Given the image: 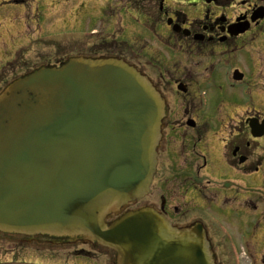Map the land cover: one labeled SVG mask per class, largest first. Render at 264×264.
Returning a JSON list of instances; mask_svg holds the SVG:
<instances>
[{
  "label": "flooded vegetation",
  "instance_id": "1",
  "mask_svg": "<svg viewBox=\"0 0 264 264\" xmlns=\"http://www.w3.org/2000/svg\"><path fill=\"white\" fill-rule=\"evenodd\" d=\"M107 1L101 27L109 37L121 33L108 53L137 68L162 105L156 172L142 206L174 226L201 227L213 264H264V91L253 84L264 78V0ZM73 244L37 245L64 254L43 255L50 264L116 263L96 242Z\"/></svg>",
  "mask_w": 264,
  "mask_h": 264
},
{
  "label": "water",
  "instance_id": "2",
  "mask_svg": "<svg viewBox=\"0 0 264 264\" xmlns=\"http://www.w3.org/2000/svg\"><path fill=\"white\" fill-rule=\"evenodd\" d=\"M162 106L119 59L73 57L0 93V232L82 236L116 264H210L199 227L152 209L121 211L155 172ZM86 241V240H85Z\"/></svg>",
  "mask_w": 264,
  "mask_h": 264
},
{
  "label": "rangeland",
  "instance_id": "3",
  "mask_svg": "<svg viewBox=\"0 0 264 264\" xmlns=\"http://www.w3.org/2000/svg\"><path fill=\"white\" fill-rule=\"evenodd\" d=\"M7 2L0 0V15L3 17L0 22V47L4 46L0 48V76L5 77L4 81L12 80L13 77L43 64H57L71 55L85 57L100 54L99 51L108 53L111 38L121 41V33H118L120 27L114 28L113 37H109L108 31L101 27L105 21L102 7L109 4L107 0H34L26 8L19 10L10 7ZM81 3L85 4L84 8L80 7ZM128 36L132 40L133 35ZM124 46L123 51L127 50ZM253 84L264 91V78L255 79ZM251 180L250 178L247 183L250 184ZM34 239L38 242H26L12 235L0 234V263L50 264L46 255H64L61 252L53 254L39 247L37 244L43 241L40 239L45 238ZM67 240L77 241L78 246H81V241L88 239L72 236ZM18 242L21 246L16 244ZM72 246L68 252L65 251L67 256L76 249L75 244ZM15 252L18 253L19 260L14 259ZM78 264L84 263L80 260Z\"/></svg>",
  "mask_w": 264,
  "mask_h": 264
}]
</instances>
